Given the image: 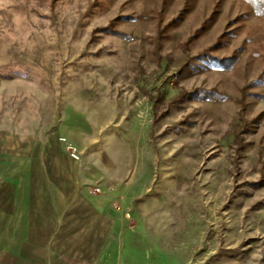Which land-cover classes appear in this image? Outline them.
I'll use <instances>...</instances> for the list:
<instances>
[{
  "label": "rangeland",
  "instance_id": "obj_1",
  "mask_svg": "<svg viewBox=\"0 0 264 264\" xmlns=\"http://www.w3.org/2000/svg\"><path fill=\"white\" fill-rule=\"evenodd\" d=\"M57 126L129 264H264V0H0V129Z\"/></svg>",
  "mask_w": 264,
  "mask_h": 264
},
{
  "label": "crops",
  "instance_id": "obj_2",
  "mask_svg": "<svg viewBox=\"0 0 264 264\" xmlns=\"http://www.w3.org/2000/svg\"><path fill=\"white\" fill-rule=\"evenodd\" d=\"M70 135L0 129V264H129L123 218L88 186Z\"/></svg>",
  "mask_w": 264,
  "mask_h": 264
},
{
  "label": "built area",
  "instance_id": "obj_3",
  "mask_svg": "<svg viewBox=\"0 0 264 264\" xmlns=\"http://www.w3.org/2000/svg\"><path fill=\"white\" fill-rule=\"evenodd\" d=\"M67 150L69 151L70 155L75 158V159H79V153L77 150V147L74 144L68 143L66 145ZM94 192V191H93Z\"/></svg>",
  "mask_w": 264,
  "mask_h": 264
}]
</instances>
